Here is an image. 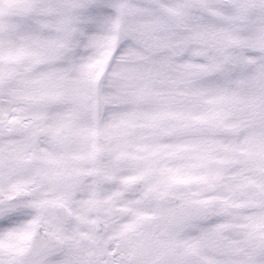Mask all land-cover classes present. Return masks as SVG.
<instances>
[{
  "label": "snow or ice",
  "instance_id": "obj_1",
  "mask_svg": "<svg viewBox=\"0 0 264 264\" xmlns=\"http://www.w3.org/2000/svg\"><path fill=\"white\" fill-rule=\"evenodd\" d=\"M0 264H264V0H0Z\"/></svg>",
  "mask_w": 264,
  "mask_h": 264
}]
</instances>
